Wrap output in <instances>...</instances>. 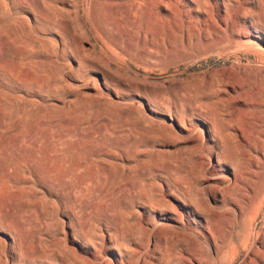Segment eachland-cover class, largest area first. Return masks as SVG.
<instances>
[{
	"label": "rangeland",
	"instance_id": "1",
	"mask_svg": "<svg viewBox=\"0 0 264 264\" xmlns=\"http://www.w3.org/2000/svg\"><path fill=\"white\" fill-rule=\"evenodd\" d=\"M72 1L81 35L66 0H0V264H56L68 256L62 212L73 200L99 219L140 210L147 184L164 186L184 158L183 143L161 146L157 126L178 135L175 118L197 123L191 109L207 81L230 76L236 84L221 111L247 121L236 148L264 146V0L242 27L198 43L173 24L126 28L112 19L109 0ZM81 37L92 55L81 54ZM232 40L243 42L226 44ZM93 60L127 85H104ZM149 173L156 176L148 181Z\"/></svg>",
	"mask_w": 264,
	"mask_h": 264
},
{
	"label": "bare ground",
	"instance_id": "2",
	"mask_svg": "<svg viewBox=\"0 0 264 264\" xmlns=\"http://www.w3.org/2000/svg\"><path fill=\"white\" fill-rule=\"evenodd\" d=\"M260 1L109 0L108 7L112 19L124 22L126 28H135L142 21L146 26L173 24L186 41L198 43L242 27ZM79 12L72 0H66L65 13L77 35L84 34L78 25ZM259 32L264 36L263 30ZM79 39L87 44L81 54L92 55L90 40ZM116 50L121 52L119 45ZM92 65L104 85H127L111 66L94 60ZM235 85L229 76L200 87L198 105L190 108L197 111L190 116L196 115L198 122L180 118V114L172 120L180 137L170 128L157 126L154 137L161 146L183 143L179 150L184 158L179 171H170L164 186L152 180L147 184L146 192L138 197L140 210L133 209L118 219L104 213L102 220L91 215L87 206L78 208L75 200L65 206L62 213L67 215L72 246L68 256L56 264H234L240 257L242 264H264V163L257 175L259 161H264V146L256 150L252 145L246 151L236 148V141L244 142L247 121L233 120L232 112H221L232 100ZM261 136L264 144V133ZM153 176L144 177L149 181Z\"/></svg>",
	"mask_w": 264,
	"mask_h": 264
}]
</instances>
